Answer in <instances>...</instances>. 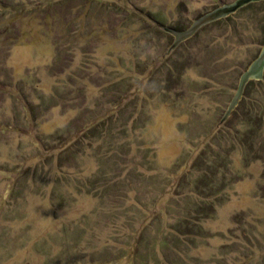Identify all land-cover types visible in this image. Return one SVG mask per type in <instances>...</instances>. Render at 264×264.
Wrapping results in <instances>:
<instances>
[{
    "label": "rangeland",
    "instance_id": "374dc122",
    "mask_svg": "<svg viewBox=\"0 0 264 264\" xmlns=\"http://www.w3.org/2000/svg\"><path fill=\"white\" fill-rule=\"evenodd\" d=\"M0 0V264H264V0Z\"/></svg>",
    "mask_w": 264,
    "mask_h": 264
},
{
    "label": "water",
    "instance_id": "95a60500",
    "mask_svg": "<svg viewBox=\"0 0 264 264\" xmlns=\"http://www.w3.org/2000/svg\"><path fill=\"white\" fill-rule=\"evenodd\" d=\"M255 1L261 0H234L230 3H224L211 11L201 15L196 18L193 23L186 29L180 30L173 27H164L167 31L171 32L175 36V40L171 45V48L176 47L181 41L191 37L200 27L210 23L212 21L224 18L226 16L235 13L241 7ZM264 77V46L260 51L259 55L252 61L249 67L242 73L239 86L236 94L234 95L228 109L226 116H228L231 111L238 104L239 100L242 98L245 87L247 83L252 79H261Z\"/></svg>",
    "mask_w": 264,
    "mask_h": 264
}]
</instances>
